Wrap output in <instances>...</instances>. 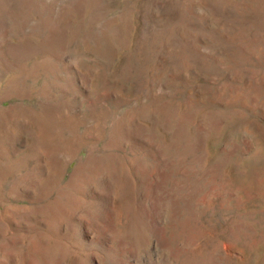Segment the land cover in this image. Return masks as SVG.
Returning a JSON list of instances; mask_svg holds the SVG:
<instances>
[{"label": "rangeland", "instance_id": "374dc122", "mask_svg": "<svg viewBox=\"0 0 264 264\" xmlns=\"http://www.w3.org/2000/svg\"><path fill=\"white\" fill-rule=\"evenodd\" d=\"M0 264H264V0H0Z\"/></svg>", "mask_w": 264, "mask_h": 264}]
</instances>
